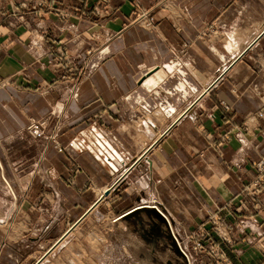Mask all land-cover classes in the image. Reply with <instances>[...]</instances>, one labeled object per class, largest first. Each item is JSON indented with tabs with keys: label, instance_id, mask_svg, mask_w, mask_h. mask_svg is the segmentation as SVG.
I'll return each instance as SVG.
<instances>
[{
	"label": "crops",
	"instance_id": "1",
	"mask_svg": "<svg viewBox=\"0 0 264 264\" xmlns=\"http://www.w3.org/2000/svg\"><path fill=\"white\" fill-rule=\"evenodd\" d=\"M109 8L99 21L105 43L86 37L93 19L52 14L0 37V179L15 204L69 214L39 253L35 233L0 225V264H35L108 200L116 221L151 215L165 244V218L182 241L216 207L238 204L264 161V0H111ZM50 28L56 37L39 35ZM60 56L85 69L79 83L62 80ZM29 119L48 122L26 148ZM258 198V209L232 212L241 221L227 250L239 257L225 264H264V191Z\"/></svg>",
	"mask_w": 264,
	"mask_h": 264
},
{
	"label": "rangeland",
	"instance_id": "2",
	"mask_svg": "<svg viewBox=\"0 0 264 264\" xmlns=\"http://www.w3.org/2000/svg\"><path fill=\"white\" fill-rule=\"evenodd\" d=\"M110 1L84 0L83 5L79 6L77 5L78 0H0V37L4 32L11 31L13 33L17 29H20L21 33L29 31L32 19L37 17L43 19L46 15L52 14L53 17L60 20L93 19L94 21L86 30V37L91 41L98 42L102 39L100 34H103V28L99 25V21L108 18ZM48 17L52 20L51 15ZM14 23L17 24L15 27ZM1 26L4 27L1 28ZM57 32H59L58 28H50L39 32V35L56 37ZM107 37L110 39V35ZM102 42L105 43L104 40ZM87 48H89L87 53H91L93 46L88 45ZM59 58L56 61L58 63L55 62L54 66L63 70L62 80L73 85L79 83L85 75V69L78 65V60L71 57L67 59L66 56ZM88 67L87 65V72L92 70ZM47 122L48 119H29L25 129L28 137L23 140L22 146L29 147L30 138L44 137ZM34 126L37 133H34ZM220 138L225 142L228 140V133L225 132ZM48 140L58 151L62 149L53 133L48 135ZM101 156V160L110 166V163L106 162V157ZM260 165H264V161L252 166L255 167L256 176L237 194L235 201L239 202L238 204L233 205L225 213L216 207L215 213L208 214L195 229L191 230L184 238L181 237L182 241L177 235L175 237L164 217L172 244L167 236L161 237L165 244L157 243L158 237L153 235L155 230L152 227H157L155 223L158 222L153 220L151 215L116 221L113 217V203L108 200V205L101 207V210L99 209L90 216L88 213V217L86 216L87 218H83L77 224V230L69 237L67 236L68 238L63 244L56 247L59 251L57 250L58 254L55 258L51 257L49 261L44 262L48 255L40 264L43 262L44 264H225L230 260H236L239 256L237 257L234 250L227 249L238 242V236L235 235L237 231L233 233V230L241 218L237 220L238 218L232 212L242 214L250 210L253 211L255 208L258 209V197L264 191V171H261ZM72 177L69 180V185L73 183ZM108 189H110V193L101 201H99L100 196L97 204L106 201L105 199L115 190V187L111 185L105 191ZM85 191L94 193L95 189L88 186ZM58 209L53 204L44 205L39 202L15 204L12 189L8 188L0 179V225L11 228L18 224V227L23 231H27V234L35 233L34 237L39 236L43 242L42 245L38 244L36 247L38 253L68 226L69 214L67 211H57ZM229 213L231 215H228ZM173 228L175 227L173 226ZM65 235L66 233L58 241ZM253 238L252 243L254 242ZM151 240H155V243L152 244ZM257 242L259 241H255V244ZM62 245L63 250L60 249ZM50 249L43 255L47 254Z\"/></svg>",
	"mask_w": 264,
	"mask_h": 264
},
{
	"label": "water",
	"instance_id": "3",
	"mask_svg": "<svg viewBox=\"0 0 264 264\" xmlns=\"http://www.w3.org/2000/svg\"><path fill=\"white\" fill-rule=\"evenodd\" d=\"M109 193H110V189H108L107 191H105V192L103 193V195L100 197L99 201H101L103 198H105V196H107ZM97 203H98V201L95 203L94 206H96ZM92 209H93V208H92ZM92 209H90L88 212H86V213L83 215V217L78 221V223H79L83 218H85V217L87 216V214H88ZM78 223H76L75 225H77ZM75 225H74V227H75ZM74 227H73V228H74ZM70 230H72V228H71ZM67 234H68V232L66 233V235H67ZM66 235H65V236H66ZM63 237H64V236H63ZM59 241H60V240H59ZM59 241H58V242H59ZM58 242H57V243H58ZM57 243H56V244H57ZM56 244H55V245H56ZM55 245H54V246H55ZM54 246H53V247H54ZM52 249H53V248H52ZM52 249H50V251H51ZM50 251H49L47 254L43 255L42 258L37 262V264H40V263H41V262H42V261L48 256V254L51 253Z\"/></svg>",
	"mask_w": 264,
	"mask_h": 264
},
{
	"label": "bare ground",
	"instance_id": "4",
	"mask_svg": "<svg viewBox=\"0 0 264 264\" xmlns=\"http://www.w3.org/2000/svg\"><path fill=\"white\" fill-rule=\"evenodd\" d=\"M103 195V194H102ZM93 208H95V207H93ZM77 225H75V227H76ZM71 233V230H69L68 231V234L66 235V236H64L54 247H53V249L51 250V251H53L59 244H61L66 238H67V236L69 235ZM50 251V252H51ZM49 255V254H48Z\"/></svg>",
	"mask_w": 264,
	"mask_h": 264
},
{
	"label": "built area",
	"instance_id": "5",
	"mask_svg": "<svg viewBox=\"0 0 264 264\" xmlns=\"http://www.w3.org/2000/svg\"><path fill=\"white\" fill-rule=\"evenodd\" d=\"M34 133H37V131H36V127L34 126ZM263 166V167H262ZM260 168L262 169L261 171H264V165H260Z\"/></svg>",
	"mask_w": 264,
	"mask_h": 264
}]
</instances>
